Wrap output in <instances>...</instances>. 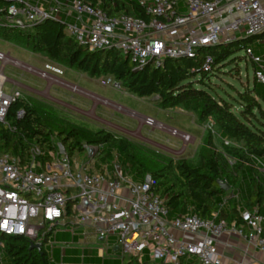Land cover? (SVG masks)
Listing matches in <instances>:
<instances>
[{
	"label": "built area",
	"instance_id": "2783aa9c",
	"mask_svg": "<svg viewBox=\"0 0 264 264\" xmlns=\"http://www.w3.org/2000/svg\"><path fill=\"white\" fill-rule=\"evenodd\" d=\"M3 1L7 3L6 23L31 27L46 20L62 21L66 33L80 45L94 51H117L129 58L135 69L150 63L160 67L167 59L195 58L202 48L264 32V0H137L147 19L111 16L82 0ZM245 52L256 66V81L264 84V58L248 46ZM18 62L0 51V124H6L9 108L23 98L18 89H4L7 78L3 68ZM200 69L212 72L210 54L203 57ZM49 70L46 66L40 75L47 76ZM24 115V109L18 110V119ZM145 124L178 137L185 146L191 140L190 134L152 117H146ZM213 126L212 121L207 124L210 129ZM53 146L48 152L34 148L27 163L0 152L2 234L24 236L45 249L58 227L72 236L81 227L90 229L96 238L114 236L123 259L134 257L142 262L148 257L151 264H181L188 258H195L198 264H225L219 249L224 233L243 238L264 254V216L257 208L241 211V225L218 220L217 212L211 218L193 213L169 218L164 200L152 190V180L133 181L115 160L110 165L101 162L98 147L91 146L92 156L86 150L83 158H72L67 151L60 152L57 142ZM41 156L46 158L42 161ZM50 245L48 257L55 264L56 243ZM3 246L0 242V264H4Z\"/></svg>",
	"mask_w": 264,
	"mask_h": 264
},
{
	"label": "trees",
	"instance_id": "16d2710c",
	"mask_svg": "<svg viewBox=\"0 0 264 264\" xmlns=\"http://www.w3.org/2000/svg\"><path fill=\"white\" fill-rule=\"evenodd\" d=\"M106 10L111 16L127 14L133 17L149 16L137 0H82ZM7 3L0 0V38L32 53L43 54L64 68L87 73L92 77L110 74L139 97H154L162 109L180 107L191 111L205 123L211 119L221 140L215 142L209 131L199 150V160L193 165L187 159L157 157L144 146L117 132L65 122L56 111L44 104L20 98L9 108L6 124H0V152L18 156L27 163L33 149L48 152L54 148V138L69 155L84 153L87 146L98 147L101 162L116 161L133 181H153L152 190L165 202L168 217L193 213L201 218L243 224L242 210L257 208L264 216V84L255 81L252 88L238 93L239 108L232 101L213 94L204 79L221 72L232 55L235 43L202 48L195 58L167 59L163 66L150 63L135 69L129 58L114 50H90L66 33L65 23L46 20L31 27L6 23L3 18ZM258 36H264V32ZM213 57V70L203 73L202 59ZM256 68V66H255ZM200 79H197L198 75ZM24 109L23 118L17 112ZM229 141L226 144L225 141ZM237 145H233L234 143ZM240 144V145H239ZM43 161L46 157L41 156ZM229 186L223 190L218 181ZM247 231V228L244 229ZM2 253L7 264H53L47 251L30 248L31 241L24 236L0 232ZM125 264H151L148 258L139 262L125 257ZM181 264H198L195 258L183 259Z\"/></svg>",
	"mask_w": 264,
	"mask_h": 264
},
{
	"label": "rangeland",
	"instance_id": "374dc122",
	"mask_svg": "<svg viewBox=\"0 0 264 264\" xmlns=\"http://www.w3.org/2000/svg\"><path fill=\"white\" fill-rule=\"evenodd\" d=\"M246 46L250 47L254 54L264 58V36L251 37L245 42L235 43L232 46L234 52L222 71L211 73L204 79V87L213 94L232 101L234 109L239 108L238 93L252 88L256 81L255 65L246 55ZM0 51L19 61L3 68L2 74L7 78L5 91L18 89L21 95L31 102L54 109L58 117L65 122L84 125L93 130L108 128L144 146L157 157L167 156L175 160L185 158L193 165L198 163L199 150L209 131L218 145L221 141L215 126L211 129L207 127L209 122L211 124V119L202 123L193 112L180 107L162 109L155 104L153 96L139 97L128 92L110 74L92 77L87 73L64 68L43 54L32 53L2 38ZM46 66H50L51 70L43 77L40 72L45 71ZM57 69L61 72L57 73ZM200 78L199 74L197 79ZM146 117H152L167 126L190 134V142L185 146L181 139L167 131L151 128L145 124ZM54 141L57 142V139L54 138ZM83 154L77 152L71 156L83 158ZM57 230L58 233L55 237L51 236L46 245V251L51 250V243L66 242L64 227L60 226ZM3 263H8L5 255Z\"/></svg>",
	"mask_w": 264,
	"mask_h": 264
},
{
	"label": "crops",
	"instance_id": "0c3cea01",
	"mask_svg": "<svg viewBox=\"0 0 264 264\" xmlns=\"http://www.w3.org/2000/svg\"><path fill=\"white\" fill-rule=\"evenodd\" d=\"M226 142L229 144V141ZM65 233L66 242L56 243L54 248L55 264L124 263L114 236L107 240L96 238L90 229L81 227L76 228L75 236L68 231ZM219 249L224 255L225 264H264V254L250 247L246 240L236 235L224 233L220 238ZM244 250H248L247 256H244Z\"/></svg>",
	"mask_w": 264,
	"mask_h": 264
},
{
	"label": "water",
	"instance_id": "95a60500",
	"mask_svg": "<svg viewBox=\"0 0 264 264\" xmlns=\"http://www.w3.org/2000/svg\"><path fill=\"white\" fill-rule=\"evenodd\" d=\"M18 22L21 23L20 20H18ZM255 36H258V35H254V36H251V37H255ZM239 41H241V40H239ZM153 99H157V96H154ZM59 147H60V152L61 153H65L66 152V149L61 144H59ZM86 149H87V151H88L90 156L94 155V150H93V148L91 146H87ZM146 182H151V177L150 176H148L146 178ZM218 183H219L220 187L223 190H225V191L229 190V186L226 183H224L223 181L219 180ZM30 248H34V249H37V250L41 251L42 248H43V244L31 242L30 243Z\"/></svg>",
	"mask_w": 264,
	"mask_h": 264
}]
</instances>
